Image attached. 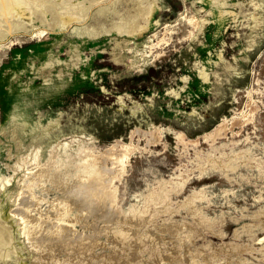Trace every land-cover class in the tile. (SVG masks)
Instances as JSON below:
<instances>
[{"label":"rangeland","instance_id":"1","mask_svg":"<svg viewBox=\"0 0 264 264\" xmlns=\"http://www.w3.org/2000/svg\"><path fill=\"white\" fill-rule=\"evenodd\" d=\"M0 264H264V0H0Z\"/></svg>","mask_w":264,"mask_h":264}]
</instances>
